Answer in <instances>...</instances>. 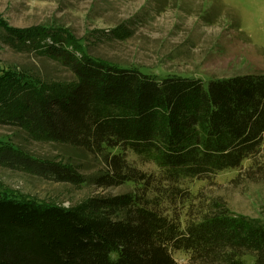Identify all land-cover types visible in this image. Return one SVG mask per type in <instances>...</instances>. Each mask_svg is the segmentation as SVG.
I'll return each mask as SVG.
<instances>
[{"label": "trees", "instance_id": "obj_1", "mask_svg": "<svg viewBox=\"0 0 264 264\" xmlns=\"http://www.w3.org/2000/svg\"><path fill=\"white\" fill-rule=\"evenodd\" d=\"M123 25L104 36L124 40L133 29ZM0 30L11 47L72 74L0 66V124L73 150L41 157L0 139V165L72 185L125 188L72 207L0 191V264H181L178 251L184 264H264L263 218L186 187L248 158L255 161L247 177L264 175L256 160L264 148V72L208 84L160 77L95 54L92 41L64 25L0 22Z\"/></svg>", "mask_w": 264, "mask_h": 264}, {"label": "rangeland", "instance_id": "obj_2", "mask_svg": "<svg viewBox=\"0 0 264 264\" xmlns=\"http://www.w3.org/2000/svg\"><path fill=\"white\" fill-rule=\"evenodd\" d=\"M0 22L17 28L64 25L84 38L83 43L92 41L95 54L160 77L181 74L208 84L211 78L264 72V0H0ZM123 24L130 25L133 34L124 40L104 36ZM0 66H34L54 78L72 76L35 51L11 47L2 30ZM0 139L15 141L41 157L73 154L70 148L34 140L8 124H0ZM256 160L264 162V148ZM254 161L248 158L241 167L188 181L186 187L194 195L223 198L236 213L264 219V175L252 180L246 174ZM142 168L156 170L150 164ZM2 190L72 207L97 192L125 188L72 185L0 165ZM174 256L181 264L187 261L184 251Z\"/></svg>", "mask_w": 264, "mask_h": 264}]
</instances>
